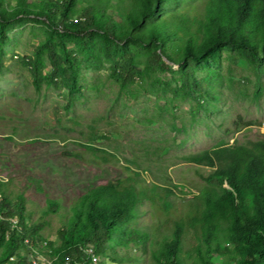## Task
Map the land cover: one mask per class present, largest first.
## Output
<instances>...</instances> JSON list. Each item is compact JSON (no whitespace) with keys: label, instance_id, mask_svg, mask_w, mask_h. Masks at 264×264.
<instances>
[{"label":"trees","instance_id":"1","mask_svg":"<svg viewBox=\"0 0 264 264\" xmlns=\"http://www.w3.org/2000/svg\"><path fill=\"white\" fill-rule=\"evenodd\" d=\"M27 22L43 24L47 32L34 55L22 58L36 88L44 81L48 56V83L60 86L61 79L69 104L82 94L80 64L69 42L97 51L100 61L107 56L122 77V89L139 75L132 50L138 46L151 57L149 70L176 67L190 88L185 97L193 99L196 89L212 90L226 52L236 64L264 68V0H0V73L9 30ZM199 71L207 76L199 78ZM90 136L73 154L91 152L106 162H121L99 144L102 136ZM182 159L209 171L197 181L175 183L127 159L109 176L69 192L24 179L20 187H35L33 197L46 203L44 214L63 219L57 248L40 246L46 242L43 225L29 222L25 195L8 191L16 173L6 171L8 181L0 182V264H34L29 258L40 254L52 264H96L94 256L133 242L150 248L156 264H264V138L222 142ZM146 204L156 227L137 225ZM162 226L167 234L156 240V228Z\"/></svg>","mask_w":264,"mask_h":264},{"label":"rangeland","instance_id":"2","mask_svg":"<svg viewBox=\"0 0 264 264\" xmlns=\"http://www.w3.org/2000/svg\"><path fill=\"white\" fill-rule=\"evenodd\" d=\"M9 37L3 53L5 68L0 73V182L8 181L6 171L16 173L8 191L13 196L25 195L31 212L29 222L43 225L41 235L46 242H39L43 248L51 243L60 246L63 219L58 214H44L46 203L33 197L34 186L20 187L27 177L30 184L43 181L56 192H69L107 177L113 167L120 169L127 159H135L175 183L197 181L200 173L209 170L184 161L183 155L222 142L232 145L264 138V68L236 64L227 52L216 66L219 75L213 80L212 90L196 89L193 99L185 97L190 88L184 85L176 67L167 72L152 67L149 70L151 57L138 46L132 50L138 55L135 67L139 75L122 89V77L114 72L107 56L100 61L97 51L90 53L84 46L69 42L80 64L82 90L69 104V89L61 79L60 86L48 83V56L44 58L45 77L40 89L22 59L33 56L46 39L45 26L18 24L9 30ZM57 50L62 54L60 47ZM110 52L120 58L119 52ZM198 76L205 78L207 72L199 71ZM92 132L104 138L99 144L117 154L121 162H106L91 152L73 154L80 142L92 140ZM141 208L144 213L137 225L156 227L151 206ZM156 229L154 238L161 240L167 234L165 227ZM97 257L96 264H156L150 248L143 249L134 242ZM36 260L37 264H52L46 255L40 254Z\"/></svg>","mask_w":264,"mask_h":264},{"label":"built area","instance_id":"3","mask_svg":"<svg viewBox=\"0 0 264 264\" xmlns=\"http://www.w3.org/2000/svg\"><path fill=\"white\" fill-rule=\"evenodd\" d=\"M14 222L16 223L17 221L14 220ZM36 258H37V256H32V262L34 264H37L38 263L37 260H36ZM94 260L97 262L98 261V257L97 256H94Z\"/></svg>","mask_w":264,"mask_h":264}]
</instances>
